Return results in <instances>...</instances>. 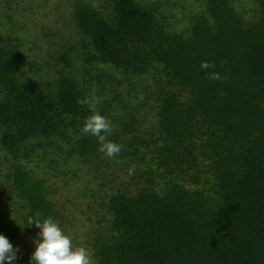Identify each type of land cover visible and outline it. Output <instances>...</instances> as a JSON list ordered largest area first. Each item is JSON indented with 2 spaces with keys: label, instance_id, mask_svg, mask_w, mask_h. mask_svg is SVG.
I'll return each instance as SVG.
<instances>
[{
  "label": "trees",
  "instance_id": "trees-1",
  "mask_svg": "<svg viewBox=\"0 0 264 264\" xmlns=\"http://www.w3.org/2000/svg\"><path fill=\"white\" fill-rule=\"evenodd\" d=\"M170 1L73 0L45 77L0 31V234L15 264H30L25 227L39 229L20 225L37 211L67 233L52 180L81 170L95 264H264V0H192L184 22ZM84 97L118 156L82 133Z\"/></svg>",
  "mask_w": 264,
  "mask_h": 264
},
{
  "label": "rangeland",
  "instance_id": "rangeland-1",
  "mask_svg": "<svg viewBox=\"0 0 264 264\" xmlns=\"http://www.w3.org/2000/svg\"><path fill=\"white\" fill-rule=\"evenodd\" d=\"M15 1L9 3L7 0H0V31L6 37L18 36L25 41L26 67L42 65V76L45 77L48 68L44 64L48 58L50 44L64 35L74 33L71 5L73 0H23L19 6L14 4ZM92 1L97 5L101 3V0ZM192 2V0L170 1V8L168 9L167 6L166 10L172 16V21L184 22L188 11L192 8ZM149 119L152 121L154 118L150 116ZM90 180L91 175L81 170L79 179L69 173L62 178H53L52 186L57 191L55 200L64 205L66 212L73 218V223L68 226L65 234L72 238L74 246L85 248L90 264H95L96 260L89 241L91 230L97 227V211H88L87 204L96 206V203H89L92 199L85 195L86 190L83 189V185ZM90 186H93V183H90ZM35 236L36 231L25 227L24 242L31 253L35 250L33 243Z\"/></svg>",
  "mask_w": 264,
  "mask_h": 264
},
{
  "label": "clouds",
  "instance_id": "clouds-1",
  "mask_svg": "<svg viewBox=\"0 0 264 264\" xmlns=\"http://www.w3.org/2000/svg\"><path fill=\"white\" fill-rule=\"evenodd\" d=\"M200 67L205 70L214 69L216 65L202 61ZM209 79L223 83L225 77L215 71H208ZM223 95V91L220 93ZM77 103L86 106L90 112L84 118L82 133L96 137L99 151L108 158H114L122 151V146L108 137L112 135L114 127L112 121L103 116L97 109L96 104L88 97L78 98ZM136 165L128 168V174L135 173ZM42 212L37 211L34 216L28 218L27 222L20 225H35L39 229L33 238L35 250L30 254V264H90L87 250L80 246H74L72 238L65 234L58 221L52 217L41 219ZM18 247H14L9 239L0 234V264H15Z\"/></svg>",
  "mask_w": 264,
  "mask_h": 264
}]
</instances>
